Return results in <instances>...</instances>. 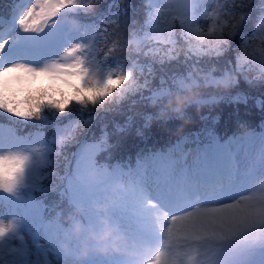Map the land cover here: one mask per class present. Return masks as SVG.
<instances>
[{
  "label": "snow or ice",
  "instance_id": "1",
  "mask_svg": "<svg viewBox=\"0 0 264 264\" xmlns=\"http://www.w3.org/2000/svg\"><path fill=\"white\" fill-rule=\"evenodd\" d=\"M196 69L205 108L241 79L264 86V0H0V264H62L61 229L36 194L62 186L91 213L112 183L136 264H264V131L221 139L206 126L134 162H98L174 121L158 106L201 87ZM103 169L109 183H85Z\"/></svg>",
  "mask_w": 264,
  "mask_h": 264
},
{
  "label": "clouds",
  "instance_id": "2",
  "mask_svg": "<svg viewBox=\"0 0 264 264\" xmlns=\"http://www.w3.org/2000/svg\"><path fill=\"white\" fill-rule=\"evenodd\" d=\"M111 2L114 5H120L124 0H111ZM193 75L202 82L201 87L196 88L187 84L182 91L174 93L158 106L164 113L161 117L164 123L169 120L180 122V127L175 133L177 138L183 137L185 130L193 123L189 110L194 109L199 115L206 107L200 101L202 94L208 91V83L198 69L193 71ZM215 90L224 94L231 91L224 85H217ZM238 134L242 138H248L252 134V129L246 125H240ZM84 179L88 186L95 187L109 183L111 176L107 169L90 170ZM118 191L119 185L112 183L109 194L105 196L106 203L92 206L91 214L95 217L94 222L85 223L81 218L85 215V210L76 205L66 215L57 214L53 218V225L58 226L62 233L59 241V252L63 257L62 264H88L94 257L107 261L121 258L127 264H136L137 242L113 221L109 209L112 197Z\"/></svg>",
  "mask_w": 264,
  "mask_h": 264
},
{
  "label": "trees",
  "instance_id": "3",
  "mask_svg": "<svg viewBox=\"0 0 264 264\" xmlns=\"http://www.w3.org/2000/svg\"><path fill=\"white\" fill-rule=\"evenodd\" d=\"M236 91L237 89L233 90L231 96L235 95ZM235 100H231L232 102L221 100L215 106L203 109L199 115L194 109L189 110L193 123L185 130V134L195 137L207 126L213 129L221 139H226L237 132L239 123H246L251 129L258 131L264 124V95L255 96L247 101L244 99ZM201 116L208 117V120H201ZM179 127L180 122L176 120L170 121L166 127L154 125L148 131L149 139L147 142L133 131L119 141L117 144L119 146L111 150V161L115 164L134 162L137 153L146 146L152 147L153 144H156V147H159L167 142H175L177 137L172 136V134ZM43 208L47 209L48 207L43 205ZM57 214H54V218Z\"/></svg>",
  "mask_w": 264,
  "mask_h": 264
},
{
  "label": "rangeland",
  "instance_id": "4",
  "mask_svg": "<svg viewBox=\"0 0 264 264\" xmlns=\"http://www.w3.org/2000/svg\"><path fill=\"white\" fill-rule=\"evenodd\" d=\"M253 75L254 74L250 73L249 78L251 79ZM236 89L237 91L235 92V95H232V101L235 100L236 97H240V99H237V101H241L242 99L247 101L253 99L255 96L264 95V86L260 87L257 85L254 87L243 79L240 80ZM260 131H264V124L257 132ZM119 141L116 143V146H119L117 145ZM112 149H110V158H108L107 155L102 154L98 157V162L107 163L109 166L114 165L115 163L111 161ZM61 171H63V169H61ZM35 199L39 201L42 206L45 205L48 207L47 209H42L44 221L52 220L54 218V214L56 213H59L61 216L66 215L75 206V204L72 202L70 193H68V191L62 186L57 187L56 190L48 191L46 193H37ZM111 216L113 221L118 223L128 235H133V233L130 231L129 222L122 219L119 213L112 212ZM81 218L85 223H91L95 220V217L91 213H85V215ZM23 227L25 230L35 232L38 238L43 237L42 227H36L32 221L26 220ZM88 264H107V261L103 260L102 258L94 257L89 260Z\"/></svg>",
  "mask_w": 264,
  "mask_h": 264
}]
</instances>
